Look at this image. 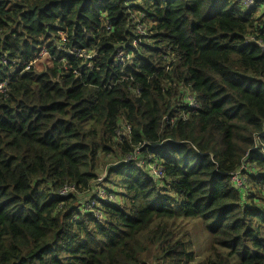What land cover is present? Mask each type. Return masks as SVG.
Listing matches in <instances>:
<instances>
[{
    "label": "trees",
    "instance_id": "obj_1",
    "mask_svg": "<svg viewBox=\"0 0 264 264\" xmlns=\"http://www.w3.org/2000/svg\"><path fill=\"white\" fill-rule=\"evenodd\" d=\"M2 83L0 264H264V0H0Z\"/></svg>",
    "mask_w": 264,
    "mask_h": 264
},
{
    "label": "rangeland",
    "instance_id": "obj_2",
    "mask_svg": "<svg viewBox=\"0 0 264 264\" xmlns=\"http://www.w3.org/2000/svg\"><path fill=\"white\" fill-rule=\"evenodd\" d=\"M42 56L43 55H41V57ZM118 161L103 159L95 173L98 175L97 178H105L107 169L118 163ZM92 185L91 191L81 197L82 202L84 203L88 201L87 204L89 206H92V197L97 198L98 196L107 193V186L103 185V183L99 184L96 180ZM105 186L106 188L104 192ZM170 225H172L177 238H183L185 241L188 240L190 242V251L194 254V261L191 264H199L208 260L211 237L200 220H179L172 222Z\"/></svg>",
    "mask_w": 264,
    "mask_h": 264
},
{
    "label": "built area",
    "instance_id": "obj_3",
    "mask_svg": "<svg viewBox=\"0 0 264 264\" xmlns=\"http://www.w3.org/2000/svg\"><path fill=\"white\" fill-rule=\"evenodd\" d=\"M257 1H259V0H239L240 6L242 8H244V9H249V8L254 7L256 5ZM142 30H143V28L141 26H139L138 27V32L141 33ZM1 63H2V65H6L7 64L5 59H2ZM0 93H6V84L5 83L0 84ZM245 170H247V166L242 165L239 172H237L236 174H231V180H232L233 184L240 190L244 189V187L246 185V179L244 178V176L241 173L242 171H245ZM103 179L102 178H98L97 182L99 184H102L103 183ZM74 190L75 189L72 186H69V187L65 186L60 191V194L65 196V195H68L70 192H73ZM99 197L105 200L106 199V194L100 195ZM108 200L115 201V196L109 197Z\"/></svg>",
    "mask_w": 264,
    "mask_h": 264
}]
</instances>
